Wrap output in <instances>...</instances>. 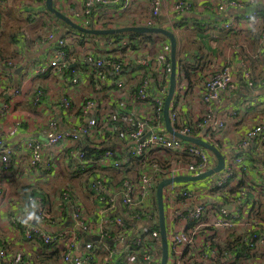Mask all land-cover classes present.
Listing matches in <instances>:
<instances>
[{
  "label": "built area",
  "instance_id": "built-area-1",
  "mask_svg": "<svg viewBox=\"0 0 264 264\" xmlns=\"http://www.w3.org/2000/svg\"><path fill=\"white\" fill-rule=\"evenodd\" d=\"M32 1L37 5L46 2ZM143 1L148 13L133 17V25L166 26L175 32L182 22L181 17L198 9L213 14L204 23L210 26L212 37H218L221 30H230L241 19L219 20L229 8H247L257 2L204 0L196 8L195 0ZM133 2L83 0L81 5H65L60 10L84 26L92 24L100 28L102 19H124ZM4 3L5 0H0V24ZM22 10L30 13L26 8ZM258 16L259 11L253 9L242 18ZM108 27L117 26L110 23ZM262 37L264 39V30ZM163 41L166 49L161 60L156 44L162 41L142 40L134 45L128 36L90 39L73 30L64 35L47 27L35 41L37 48L47 43L50 46L39 61L26 68L28 78L34 80L54 74L66 83V88L56 98L66 114L72 111L74 96L82 83L94 84L90 92L85 88L78 91V120L63 126L49 109L43 123L45 139L32 136L0 149L4 170H9L14 157L24 150L30 166L43 171L51 169L52 158L67 148L68 170L89 175L88 188L95 200L96 217L89 219L82 200L65 191L73 225L48 232L40 224H25L27 240L47 244L54 247L53 250L61 249L62 264H160L161 233L152 228L158 223V183L181 175H199L217 165L211 150L176 137L166 129L164 106L170 86L171 59L170 43L168 39ZM77 46L83 48L73 50ZM240 58L242 76L253 87L256 80L248 61ZM0 61L6 68L0 77L8 81L16 68L15 59ZM131 73L139 78L135 87H131ZM235 74L228 63L207 71L201 84L204 109L197 116L187 117L181 108L187 77L177 63L176 89L170 107L174 129L216 145L226 160L222 170L204 179L175 181L164 187L169 241L167 264H264V216L261 219L254 209L248 212L250 189L264 191V165L262 176L255 183L243 181L242 177L249 169L244 160L245 151L258 148L264 154V121L250 127L234 147L237 153L231 154L233 148L229 142L222 141L226 118L216 113L222 98L238 87ZM23 91L20 86L14 93ZM51 96L49 89L36 86L31 102L44 109ZM230 115L237 116V112L232 109ZM85 140L88 141L84 144ZM46 147H56L52 158L45 159ZM154 152H161L167 159H155ZM48 211L45 203L40 205L41 221L47 218ZM14 222L18 224V219ZM79 232L100 234L114 244L103 240L86 241ZM8 253L0 240V258L6 264H27L20 256L11 258Z\"/></svg>",
  "mask_w": 264,
  "mask_h": 264
},
{
  "label": "crops",
  "instance_id": "crops-1",
  "mask_svg": "<svg viewBox=\"0 0 264 264\" xmlns=\"http://www.w3.org/2000/svg\"><path fill=\"white\" fill-rule=\"evenodd\" d=\"M82 1L55 0L54 3L55 7L61 9L65 5H81ZM203 1L195 0V7L201 6ZM10 8H17L18 12L14 13V10ZM23 8L29 10L30 13H25ZM253 9L259 11L257 18H242L246 12ZM46 10V2L37 5L32 0H5L2 8L0 59H15L16 68L13 69L9 82L0 77V149L4 145L17 144L32 136L45 139L43 123L49 115L47 114L49 109L63 126H67L66 123L71 120H78L79 89L85 88L88 92L94 89L93 83H82L74 96L72 111L66 114L56 103V98L66 88V83L54 74L39 76L34 80L28 78L26 68H31L39 61L45 49L50 46V43L38 48L35 46L36 39L45 32L46 23L50 18ZM39 12H42V15H38ZM147 13L148 6L144 1L134 0L129 14L123 20H119H122L123 22L120 23L125 25H133V17L144 16ZM212 16L213 14L209 11L194 9L188 15L181 17L182 22L175 30L178 50H180L179 56L184 62H194L196 59L198 64V67L193 70L190 82L187 78V91L181 108L187 117L201 113L204 109L201 89L203 75L213 66L230 64L236 73L238 87L222 98L220 105L216 107V113L226 118L227 126L223 131L222 141L229 142L233 148L231 154H235L237 152L234 147L241 141L245 132L255 124L264 121V39L261 31L264 30V0H257L254 5L247 8H229L226 14L218 18L219 20H226L230 17L241 19L230 30H221L218 37H212L210 26L204 25ZM7 20H15L21 27L16 31L7 32L4 27ZM199 25L208 27L205 33L196 32ZM184 28H192L193 36L202 37L201 40L206 43L204 50L196 49L190 46V43L187 47L184 46L185 36L182 33ZM156 41H162L156 44L158 58L161 60L166 49V42L163 39ZM79 47L83 48L77 46L73 47V50L78 51ZM240 57L248 61L247 65L256 80L253 87L249 86L242 76L243 66ZM5 69V65L0 61V76ZM138 80L139 78L131 73V87H135ZM20 86H23L24 91L15 94V89ZM36 86H43L52 92L44 109L31 102V95ZM2 93L3 97H1ZM232 109L237 112V116L230 115ZM87 141L85 140L84 144ZM55 150L56 147H46L45 159L52 158ZM67 152L68 149L65 148L64 152L54 156L51 160V169H43V171L35 170L30 166L28 154L24 150L17 153L7 171L4 170L0 161V190L3 189V193L0 194V240L8 249L9 257L13 258L18 255L27 264H62L61 254L56 255L57 249L53 250L54 247L50 246L44 248L45 244L39 241H29L24 236L25 223L23 220L27 218V213L31 210L32 200L38 204L36 209L38 218V209L43 203L49 208V214L42 221L34 219L29 223L40 224L48 232H57L71 224V206L65 199V191H68L70 196L75 195L82 200L89 219L96 217L94 210L96 204L88 188V178L86 175L68 170L70 161L66 158ZM244 155L249 169L242 176L243 181L248 183L254 181L255 183L262 176L264 154L260 149L255 148L245 151ZM154 158L161 161L167 159L161 152H154ZM28 186L41 192L42 195H35L30 199L28 196L22 197ZM53 187L55 190L50 192L49 188ZM56 193H60V204L53 205L51 199ZM45 195L47 197L43 199ZM62 206H66L64 214L60 209ZM248 208V212L254 209L258 216L263 218L264 191L258 188L250 189ZM15 218L18 219V224L14 222ZM0 264H6L5 260L0 258Z\"/></svg>",
  "mask_w": 264,
  "mask_h": 264
},
{
  "label": "water",
  "instance_id": "water-1",
  "mask_svg": "<svg viewBox=\"0 0 264 264\" xmlns=\"http://www.w3.org/2000/svg\"><path fill=\"white\" fill-rule=\"evenodd\" d=\"M46 7L47 9L53 13L56 17L61 19L63 22L71 26L72 28L77 29L80 32L93 34V35H110V34H119V33H125L134 31L136 33H152V34H160L164 35L169 43H170V59H171V78H170V86L168 95L165 100V106H164V119H165V125L166 129L169 133L176 137L183 138L185 140L192 141L198 145L204 146L205 148H208L211 150L214 155L217 158V165L202 173L199 175H181L174 178H166L163 179L158 183L157 189H156V198H157V205H158V226L161 233V245H162V259L160 264H167L168 263V257H169V241H168V233H167V225H166V214H165V205H164V187L168 185L171 182L175 181H196L204 179L213 173H216L220 170H222L225 166V156L222 154L220 149L208 142L202 139L201 137H191L185 134H182L181 132L174 129L171 119H170V107L173 101V97L175 94L176 89V74H177V53H178V38L177 35L173 30L166 26H145V25H125V26H119V27H106V28H98V27H87L84 26L72 18H70L66 13H64L62 10L58 9L54 5V0H46ZM74 223L71 220V225ZM85 237L86 241H108L111 244H114L112 240H108L107 237L102 236L100 234H87L86 232L82 233Z\"/></svg>",
  "mask_w": 264,
  "mask_h": 264
},
{
  "label": "trees",
  "instance_id": "trees-1",
  "mask_svg": "<svg viewBox=\"0 0 264 264\" xmlns=\"http://www.w3.org/2000/svg\"><path fill=\"white\" fill-rule=\"evenodd\" d=\"M45 12H46L49 16H55V15H54L53 13H51L48 9H47ZM115 20H116V19H115ZM115 20H106V19H102L101 28H106V27H108L110 23H116V26H117V27H119V26H125L124 23H120V22H119L120 20H117L116 22H115ZM49 23H50V24H49ZM62 23H64V25H63L62 27L58 28V27L55 26L56 28H52L53 26L51 25V21H49V19H48V21H47V23H46V24H47L46 27H47V28H50V29H54L58 34L63 33L64 35H66L67 32H68L69 30H73V31H75L76 33H79V34L85 36L86 38H90V39H92V38H94V37H99V38L103 37V38H112V39H114V38H119V37H121V36H128V37L130 38V40L133 41V44H134V45H139V44L141 43L142 40H145V41H146V40H149V41H151V40L156 41V40H158V39H167L164 35H160V34H152V33H142V34H140V33H136V32H134V31L125 32V33H119V34H110V35H93V34H88V33L80 32V31H78L77 29L72 28L71 26H69L68 24H66V23L63 22V21H62ZM88 26H89V27H93L92 24H91V25H88ZM262 28H263V27H262ZM207 29H208V27H203V26L199 25L198 28H197V31H199V32H204V33H205ZM261 31L263 32V30H261ZM204 45L206 46V43H205L204 41H202V40H199L196 49L204 50ZM179 52H180V50H178V53H177L178 65L183 67V69H184V73H185V76H186L187 78H189V82H190V79H191L192 76H193V70L196 69V68L198 67L197 60L195 59L194 62H184V61L181 60V57L179 56ZM173 103H175V101H174ZM87 145H89V144H87ZM98 148H99V146L96 147V150H98ZM79 174H82V173H79ZM83 175H84V174H83ZM85 175H86L87 178L89 179V175H87V174H85ZM25 190H26V191H25ZM25 190H24V192H23V194H22V197H25V198H26V197L28 196V199H30L31 197H33V196H35V195H42L41 192H39V191L37 192L36 190L30 188L29 186L26 187ZM46 197H47V196L45 195V196H43L42 198L45 199ZM156 208H157V207H156ZM157 210H158V209H157ZM155 213H156V212H155ZM152 228L159 229V227H158V223H156L155 225H153ZM82 235H83V234L79 232V236L82 237ZM42 244H44V243H42ZM96 244H97V243H96ZM47 247H48V245L45 244V245H44V248H47ZM56 253H57L56 255H58V256H59L60 254H62L61 249L58 248L57 251H56ZM117 257H120V255H117ZM111 264H114V263L111 262Z\"/></svg>",
  "mask_w": 264,
  "mask_h": 264
},
{
  "label": "rangeland",
  "instance_id": "rangeland-1",
  "mask_svg": "<svg viewBox=\"0 0 264 264\" xmlns=\"http://www.w3.org/2000/svg\"><path fill=\"white\" fill-rule=\"evenodd\" d=\"M10 9H13L14 13L18 12L17 8H10ZM48 19H49V21H51V25H56V27H58V28H60V27H62L64 25V23H62V20L59 19L56 16H50V18H48ZM122 20H120L119 22H123ZM52 23H54V24H52ZM4 27L7 29V32H12V31H16L17 29H19L21 27V25L18 22H16L15 20H7V22L5 23ZM191 32H192V28L191 29L184 28V30L182 31L183 35L185 36V40L183 41L184 42V46L187 47V45L190 43V46H193V47L197 48L198 41L201 40L202 37L199 38L196 35H195L196 36L195 37V36L192 35ZM196 32L198 33L197 30H196ZM54 190H55V187L49 188L50 192H53ZM52 196H53L52 199H51L52 200V204L53 205L60 204V199H59L60 193H56V194H54ZM60 209H62V213L64 214V212L66 210V206H62V208H60ZM104 257H107L106 253H104ZM33 258H35V257H33ZM35 260H37V259H35Z\"/></svg>",
  "mask_w": 264,
  "mask_h": 264
},
{
  "label": "clouds",
  "instance_id": "clouds-1",
  "mask_svg": "<svg viewBox=\"0 0 264 264\" xmlns=\"http://www.w3.org/2000/svg\"><path fill=\"white\" fill-rule=\"evenodd\" d=\"M38 208V204L35 200L31 201V210L27 213V218L23 220V223L28 224L30 221L34 219H39L36 215V209Z\"/></svg>",
  "mask_w": 264,
  "mask_h": 264
}]
</instances>
